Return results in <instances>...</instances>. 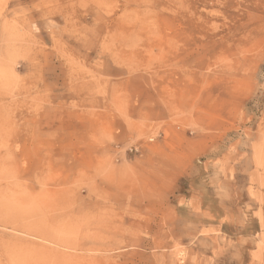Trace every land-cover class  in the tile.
I'll return each mask as SVG.
<instances>
[{"label":"rangeland","instance_id":"1","mask_svg":"<svg viewBox=\"0 0 264 264\" xmlns=\"http://www.w3.org/2000/svg\"><path fill=\"white\" fill-rule=\"evenodd\" d=\"M0 264H264V0H0Z\"/></svg>","mask_w":264,"mask_h":264}]
</instances>
